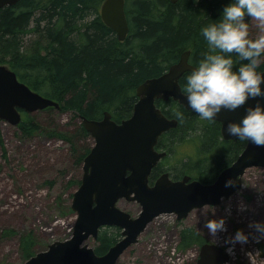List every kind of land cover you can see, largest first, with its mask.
I'll return each instance as SVG.
<instances>
[{
    "label": "trees",
    "instance_id": "obj_1",
    "mask_svg": "<svg viewBox=\"0 0 264 264\" xmlns=\"http://www.w3.org/2000/svg\"><path fill=\"white\" fill-rule=\"evenodd\" d=\"M104 1L23 0L13 7L2 8L0 46L11 44L18 51L23 47L30 50L28 56L18 52L12 70L34 91L59 102V111L91 120L102 119L108 111L117 122L132 116L138 86L163 75L178 63L184 52L191 51L190 63L198 65L210 51L202 27L219 19L223 8L231 2L126 0L130 34L120 43L116 33L101 19L100 6ZM259 70H264V63ZM188 74L181 79L183 89ZM157 103L169 118L177 119L175 113L180 111L184 119H177L178 127L160 138L158 149L166 151L168 157L154 169L152 180L165 171L176 172L177 178L192 175L204 184H211L245 149L247 141L223 140L220 123L202 119L172 99ZM18 129L24 137L44 132L34 118L23 121ZM48 137H61L77 145L90 138V134L80 124L70 136L53 130ZM187 144L194 155L176 156L180 147ZM82 147L78 164L91 150L86 145ZM172 155L176 157L175 163L170 165L172 170L166 171L164 166ZM17 234L13 229L4 231L5 237ZM183 238L189 243L190 232H185ZM117 239L114 228H104L99 233L96 253L106 254ZM19 243L23 259L29 260L36 251L35 235L22 234Z\"/></svg>",
    "mask_w": 264,
    "mask_h": 264
},
{
    "label": "water",
    "instance_id": "obj_2",
    "mask_svg": "<svg viewBox=\"0 0 264 264\" xmlns=\"http://www.w3.org/2000/svg\"><path fill=\"white\" fill-rule=\"evenodd\" d=\"M21 1L0 0V9L13 7ZM170 1L177 3L179 0ZM100 16L104 24L116 33L120 43L127 39L130 25L126 0H105ZM250 20L246 14L245 21ZM190 56L191 51L184 52L178 63L163 75L138 86V100L129 119L117 122L108 111L100 120L80 118L94 140V146L84 159L81 184L73 194L71 209L77 215L73 236L67 241L54 242L48 250L37 253L25 264H117L125 251L138 242L147 226L159 216L175 214L180 221L196 209L219 206L242 188L248 169L264 168V146L247 141L237 160L211 184L193 180L190 176L174 181L166 172L154 185H150L153 170L168 155L156 149L160 138L179 125L177 119L164 114L157 102L173 99L185 110L194 112L180 83L184 74L195 67L190 63ZM255 103L256 100L249 99L236 110L224 109L215 117L213 121L221 124V135L225 141L239 139L228 133L227 125L239 122L246 114V107ZM49 108L60 110L61 105L20 81L17 73L8 66L0 65V120L19 127L23 113L32 114ZM229 178L234 180V184L226 187L225 182ZM124 199L140 204L142 212L138 218H132L118 207ZM105 227L122 229L123 238L106 254L98 255L85 242L91 237L97 240L100 230ZM229 260V254L223 248L204 244L197 264H227Z\"/></svg>",
    "mask_w": 264,
    "mask_h": 264
},
{
    "label": "rangeland",
    "instance_id": "obj_3",
    "mask_svg": "<svg viewBox=\"0 0 264 264\" xmlns=\"http://www.w3.org/2000/svg\"><path fill=\"white\" fill-rule=\"evenodd\" d=\"M249 23L250 36L255 38L260 33L258 22L251 18ZM23 48L18 51L16 45L0 46V65L12 69L18 52L31 55L30 50ZM29 118L36 119L44 132L24 137L18 127L0 120V264H25L19 243L22 234L35 235L33 256L48 250L54 242L72 238L77 215L70 210L84 166V161L78 164L77 159L83 152L82 146L90 149L94 146L91 137L77 145L61 137H48L53 130L70 136L82 124L81 119L72 113L56 109L54 112L23 113V121ZM185 154L194 155L188 144L181 146L176 156ZM173 156L164 170H172L176 158ZM169 173L174 181L184 177L177 178L176 172ZM188 176L197 180L192 175ZM154 181L151 179V185ZM241 205L246 207L241 210ZM118 207L134 219L142 212L140 204L125 199L118 203ZM220 217H225L227 231L220 232L213 240L205 223ZM256 221L264 222V168L248 169L242 188L219 206L196 209L180 221L175 214L159 216L147 226L138 242L125 251L117 264H197L204 244H214L225 250L230 246L225 244V240L238 229L248 233L249 240L243 245H235L234 255H229L227 264H264V238L257 240V233L249 227ZM111 228L118 233L119 242L122 229ZM7 229L17 231V237H5ZM187 231L191 239L186 244L183 235ZM85 244L96 250L98 239L91 237Z\"/></svg>",
    "mask_w": 264,
    "mask_h": 264
},
{
    "label": "clouds",
    "instance_id": "obj_4",
    "mask_svg": "<svg viewBox=\"0 0 264 264\" xmlns=\"http://www.w3.org/2000/svg\"><path fill=\"white\" fill-rule=\"evenodd\" d=\"M246 14L258 22L260 33L255 38L250 36ZM201 32L210 51L186 76L183 92L190 109L211 121L224 109L234 111L249 99L256 100L255 105L246 107L239 122L228 123L227 131L240 140L264 146V71L259 70L264 63V0H231L220 18L211 20ZM175 115L184 119L183 112ZM233 184L231 178L225 182L226 187ZM245 207L241 205V210ZM205 227L215 240L227 231L226 219H209ZM249 227L257 233V240L264 238V222L256 221ZM248 240L249 234L238 229L225 240L230 245L225 251L234 255L235 245Z\"/></svg>",
    "mask_w": 264,
    "mask_h": 264
},
{
    "label": "flooded vegetation",
    "instance_id": "obj_5",
    "mask_svg": "<svg viewBox=\"0 0 264 264\" xmlns=\"http://www.w3.org/2000/svg\"><path fill=\"white\" fill-rule=\"evenodd\" d=\"M153 173H154V172H153ZM153 173H152V174H153ZM164 173H166V172H163V173H161V174H164ZM161 174H160V175H161ZM160 175L158 176V178L160 177ZM172 179H173V178H172ZM173 180H174V179H173Z\"/></svg>",
    "mask_w": 264,
    "mask_h": 264
},
{
    "label": "bare ground",
    "instance_id": "obj_6",
    "mask_svg": "<svg viewBox=\"0 0 264 264\" xmlns=\"http://www.w3.org/2000/svg\"><path fill=\"white\" fill-rule=\"evenodd\" d=\"M129 34H130V33H129ZM128 36H129V35H128ZM125 41H126V40H125ZM125 41H124V42H125ZM122 43H123V42H122Z\"/></svg>",
    "mask_w": 264,
    "mask_h": 264
}]
</instances>
